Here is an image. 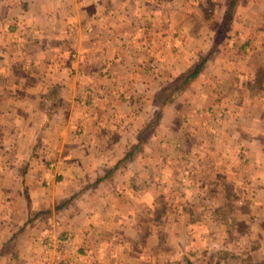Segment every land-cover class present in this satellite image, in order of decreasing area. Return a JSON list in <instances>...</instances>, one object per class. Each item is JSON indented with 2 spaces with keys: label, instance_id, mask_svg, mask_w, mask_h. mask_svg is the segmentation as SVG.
<instances>
[{
  "label": "crops",
  "instance_id": "0c3cea01",
  "mask_svg": "<svg viewBox=\"0 0 264 264\" xmlns=\"http://www.w3.org/2000/svg\"><path fill=\"white\" fill-rule=\"evenodd\" d=\"M259 90L264 0H0V264H257Z\"/></svg>",
  "mask_w": 264,
  "mask_h": 264
},
{
  "label": "rangeland",
  "instance_id": "374dc122",
  "mask_svg": "<svg viewBox=\"0 0 264 264\" xmlns=\"http://www.w3.org/2000/svg\"><path fill=\"white\" fill-rule=\"evenodd\" d=\"M259 92L261 93V97H263L264 98V94H262V91H260L259 90ZM262 103H264V100H262V99H260L259 98V102H258V105H257V116H263V118H264V106L262 105ZM255 104V103H254ZM258 129H259V131H264V129L263 128H259V127H257ZM248 130H251V128H248ZM241 154L243 155L240 159H241V161L238 159L237 160V162H235L234 160H233V166L235 167V168H239V167H243V168H245V170H260L259 168H257V167H255V165L253 164V163H251L252 162V160L249 158V152H248V150L246 151L245 149H242L241 150ZM173 155L176 157L177 156V152H175L174 151V153H173ZM218 163H220V161H218V160H216V165L218 164ZM239 163H241L242 165H239ZM176 165H177V168H178V170H179V162L178 163H176ZM240 170H243V169H240ZM179 180V179H178ZM249 185H251V183L249 182ZM249 189V191L250 192H247V190ZM246 188V189H243V191L242 192H239V190L238 191H236L233 195V197L235 198V199H242V198H244V199H250L251 198V196L253 195L252 194V191H251V188L249 187V188ZM245 190V191H244ZM247 208H246V207ZM236 209H240L242 212H247L248 213V211H249V214L251 215V220H253L254 219V217L258 220L259 218V216H264V209H263V207H257V208H253L252 210H251V206H250V204L249 205H245V203H244V205H243V207L242 208H236V207H229V208H226V211H225V219H226V217H227V219H229V218H233V220L231 221V223H229V224H226V227H225V231H232L233 229H234V231H236V232H240V233H244V231H248L249 229H250V226H248L247 224H246V222H244V221H241V219H239V217H237L236 216V214H237V212H235L236 211ZM231 211H233V213L231 212ZM254 213V214H253ZM253 214V215H252ZM245 215H246V213H245ZM254 216V217H253ZM235 217V218H234ZM258 222H261V221H258ZM225 223H223V225H224ZM251 224V223H250ZM252 224H255V221H252ZM217 225H219V224H217ZM222 226V225H221ZM223 227V226H222ZM221 227V228H222ZM228 233V232H227ZM217 254H219V252H217ZM219 256V255H218ZM218 258H220V256L219 257H217L216 256V258H215V261H218L219 259ZM222 259V258H221ZM240 259H241V257L237 260V262H239L240 261ZM243 259H244V257H243Z\"/></svg>",
  "mask_w": 264,
  "mask_h": 264
},
{
  "label": "trees",
  "instance_id": "16d2710c",
  "mask_svg": "<svg viewBox=\"0 0 264 264\" xmlns=\"http://www.w3.org/2000/svg\"><path fill=\"white\" fill-rule=\"evenodd\" d=\"M206 60L199 62L191 71H189L184 77L178 79L175 83H173L170 87H169V91L167 93L164 94V96L162 97V103L165 105L171 101H173L175 98H177L188 86L190 83H192L202 72L204 66H205ZM161 112L159 111L156 115V121H158L159 117H160ZM264 229V223L261 226ZM220 258H218V262L217 264L222 263V259L224 258L222 253L220 252ZM240 258V256H232L231 260L235 261L236 259L238 260ZM236 260V261H237ZM240 261L242 263H244L245 261H247L246 263L248 264H253L254 262L251 261L249 258L243 259L241 258ZM227 263V262H226ZM256 264V263H255ZM257 264H264V258L262 260H260L259 262H257Z\"/></svg>",
  "mask_w": 264,
  "mask_h": 264
}]
</instances>
